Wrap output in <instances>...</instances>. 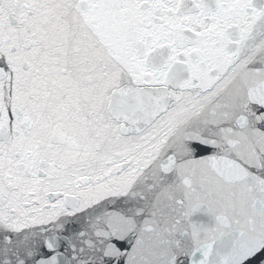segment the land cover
<instances>
[{
    "label": "snow or ice",
    "instance_id": "obj_1",
    "mask_svg": "<svg viewBox=\"0 0 264 264\" xmlns=\"http://www.w3.org/2000/svg\"><path fill=\"white\" fill-rule=\"evenodd\" d=\"M0 264H264V0H0Z\"/></svg>",
    "mask_w": 264,
    "mask_h": 264
}]
</instances>
